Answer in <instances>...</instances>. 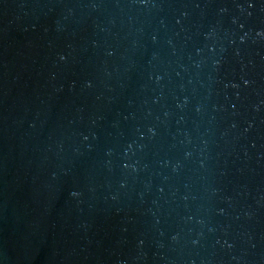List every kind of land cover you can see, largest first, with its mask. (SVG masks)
Wrapping results in <instances>:
<instances>
[{"label":"water","instance_id":"1","mask_svg":"<svg viewBox=\"0 0 264 264\" xmlns=\"http://www.w3.org/2000/svg\"><path fill=\"white\" fill-rule=\"evenodd\" d=\"M0 264H264V0H0Z\"/></svg>","mask_w":264,"mask_h":264}]
</instances>
